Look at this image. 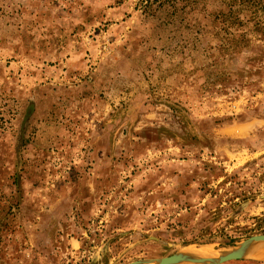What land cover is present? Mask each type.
I'll use <instances>...</instances> for the list:
<instances>
[{
    "label": "rangeland",
    "instance_id": "rangeland-1",
    "mask_svg": "<svg viewBox=\"0 0 264 264\" xmlns=\"http://www.w3.org/2000/svg\"><path fill=\"white\" fill-rule=\"evenodd\" d=\"M258 234L264 0H0V264Z\"/></svg>",
    "mask_w": 264,
    "mask_h": 264
},
{
    "label": "water",
    "instance_id": "water-1",
    "mask_svg": "<svg viewBox=\"0 0 264 264\" xmlns=\"http://www.w3.org/2000/svg\"><path fill=\"white\" fill-rule=\"evenodd\" d=\"M264 244V234L250 236L249 238L219 252L211 257H199L194 251L176 252L154 259H141L129 264H222L227 261L243 257L247 252Z\"/></svg>",
    "mask_w": 264,
    "mask_h": 264
},
{
    "label": "bare ground",
    "instance_id": "bare-ground-1",
    "mask_svg": "<svg viewBox=\"0 0 264 264\" xmlns=\"http://www.w3.org/2000/svg\"><path fill=\"white\" fill-rule=\"evenodd\" d=\"M186 252H192L193 253V250H191V249H186L185 250ZM195 252V251H194ZM202 252V251H201ZM203 253V252H202ZM200 256V255H199ZM202 256H205V255H202Z\"/></svg>",
    "mask_w": 264,
    "mask_h": 264
}]
</instances>
